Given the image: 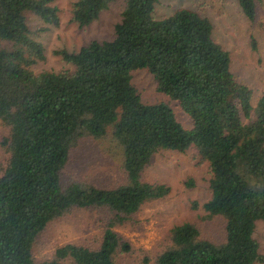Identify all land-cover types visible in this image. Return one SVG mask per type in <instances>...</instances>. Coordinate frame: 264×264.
I'll return each mask as SVG.
<instances>
[{"label":"trees","instance_id":"1","mask_svg":"<svg viewBox=\"0 0 264 264\" xmlns=\"http://www.w3.org/2000/svg\"><path fill=\"white\" fill-rule=\"evenodd\" d=\"M115 1L77 0L73 20L88 27ZM235 1L254 22L257 1ZM124 3L112 40L56 51L72 69L35 74L31 67L45 60V47L26 12L58 26L55 0H0V40L10 44L0 49V122L9 128L10 152L0 175V264H37V239L74 208L111 214L100 246L67 244L42 264H117L132 246L116 228L170 194L168 186L143 180L154 155L192 148L209 165L211 198L203 208L224 220V239H204L184 223L172 229V246L154 264H264L254 238L257 222L264 223V94L254 109L251 90L233 75L231 54L200 11L180 8L156 20L159 0ZM252 44L256 50L254 38ZM143 69L190 117L192 130L168 104L143 103L132 83V72ZM109 136L121 149L126 181L110 189L66 187L62 174L80 140Z\"/></svg>","mask_w":264,"mask_h":264},{"label":"rangeland","instance_id":"2","mask_svg":"<svg viewBox=\"0 0 264 264\" xmlns=\"http://www.w3.org/2000/svg\"><path fill=\"white\" fill-rule=\"evenodd\" d=\"M76 1L55 0L60 18L58 26L47 25L26 12L29 27L45 47V60L31 67L35 74L72 69L62 57L55 55L56 51L78 52L92 41L114 38L115 26L121 21L125 7L124 0L113 2L97 21L85 28H80L73 20ZM256 1L257 16L254 22L246 19L235 0H159L154 12L156 20L170 17L180 8L197 10L209 17L215 26V39L231 54L233 75L252 92L254 109L264 94V0ZM253 38L257 42L256 50L253 49ZM9 46L8 42L0 40V49ZM132 83L143 103L168 104L182 126L192 130L190 117L178 103L158 92L154 78L147 70L133 71ZM252 119H256L254 112ZM8 135L9 128L0 122V175L10 159L5 145ZM72 151L62 174L66 187L77 183L86 188L110 189L126 181L122 152L111 136L103 139L83 138ZM210 179L209 165L201 159L196 149L186 152L162 151L154 155L143 173V180L151 185L168 186L170 194L146 203L129 222L116 228L132 246L130 253L117 256L116 263L154 264L155 256L172 246V229L184 223H192L199 228L202 238L222 243L224 220L210 219L203 208L211 198ZM111 218V214L105 210L71 209L51 222L37 239L33 251L36 263L53 259L55 251L67 244L99 247ZM254 238L264 256L262 221L257 222Z\"/></svg>","mask_w":264,"mask_h":264}]
</instances>
